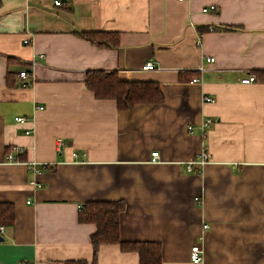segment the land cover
<instances>
[{
    "label": "crops",
    "instance_id": "1",
    "mask_svg": "<svg viewBox=\"0 0 264 264\" xmlns=\"http://www.w3.org/2000/svg\"><path fill=\"white\" fill-rule=\"evenodd\" d=\"M55 1L0 0V201L15 208L0 264L92 263L97 226L80 206L119 199L121 239L159 242L163 264H195L196 243L200 264H264V0ZM94 30L119 45L78 34ZM99 70L156 82L164 99L119 110L86 86ZM13 146L23 163L7 162ZM203 151L210 162L188 171ZM96 264L139 254L102 244Z\"/></svg>",
    "mask_w": 264,
    "mask_h": 264
},
{
    "label": "trees",
    "instance_id": "2",
    "mask_svg": "<svg viewBox=\"0 0 264 264\" xmlns=\"http://www.w3.org/2000/svg\"><path fill=\"white\" fill-rule=\"evenodd\" d=\"M227 29H233L228 26ZM91 43L117 47L120 34L110 31L78 32ZM264 73V72H262ZM263 77V76H262ZM264 78V77H263ZM86 86L97 98H112L117 102L119 110H130L138 104L159 103L163 101L162 89L156 82L127 80L117 71H89ZM126 208V202L119 200H94L80 206L79 221L94 223L97 226L91 235L94 249V260H68L62 264H96V255L102 244H119L124 251H136L140 264H163L162 247L156 241H126L120 236V216ZM15 221V208L11 202L0 201V226H12Z\"/></svg>",
    "mask_w": 264,
    "mask_h": 264
},
{
    "label": "built area",
    "instance_id": "3",
    "mask_svg": "<svg viewBox=\"0 0 264 264\" xmlns=\"http://www.w3.org/2000/svg\"><path fill=\"white\" fill-rule=\"evenodd\" d=\"M55 3L57 5H60L62 3V0H56ZM217 10V6L216 4H211L209 6H206L203 8V11L207 12V11H216ZM24 43H29V40H25ZM200 44V42H198V45ZM42 56L44 57V54H42ZM214 57H210L208 60L210 61H214ZM155 68V64L150 61V62H147L146 64L143 65L142 69L144 70H148V69H154ZM20 76L22 78H27L30 76V74L24 70V71H21L20 72ZM256 80L255 76L254 75H249L245 78L242 79V82L243 83H250V82H254ZM193 82H198L199 81V78L198 77H195L192 79ZM204 100L206 102H213L215 99L213 97H210V96H204ZM40 108H42V106H40ZM16 120L18 122H25L26 121V117L24 116H19L16 118ZM213 122V119L212 118H206L203 125L204 127H209ZM190 129H192V127H190ZM26 133H29V131H26ZM58 145L60 146H63L66 144L65 140L63 139H59L58 140ZM25 151V148L22 147V146H13L12 149L7 153V162L8 163H23L18 157H17V154H21V153H24ZM73 156H77V152H72ZM211 160V156L208 152L206 151H203L202 153H200L195 159L193 160H190L189 162H187V169L188 171H193L195 170L194 168L195 167H198L200 169H202L203 165H205L206 163H209ZM152 161L153 162H158L159 161V152L158 151H153L152 152ZM27 164V166L32 169L34 172H39L41 169H43V166L47 167L46 164L42 163V162H38L36 160H33V161H28V162H25ZM43 165V166H42ZM32 184H34L35 186H38L40 187L41 184L40 183H37L36 180H32L31 181ZM195 200L197 202L200 201V198L199 197H196ZM204 228L207 229L209 228V225L208 224H204ZM3 226L0 227V231L2 232L3 231ZM204 250L202 248V246L199 244V243H196L194 244L192 247H191V250H190V260L191 262L195 263V264H200L203 262V259H204Z\"/></svg>",
    "mask_w": 264,
    "mask_h": 264
},
{
    "label": "water",
    "instance_id": "4",
    "mask_svg": "<svg viewBox=\"0 0 264 264\" xmlns=\"http://www.w3.org/2000/svg\"><path fill=\"white\" fill-rule=\"evenodd\" d=\"M1 240L3 239V238H0Z\"/></svg>",
    "mask_w": 264,
    "mask_h": 264
}]
</instances>
